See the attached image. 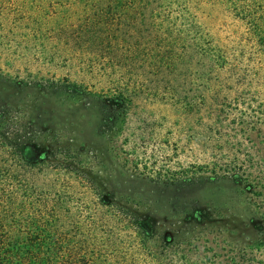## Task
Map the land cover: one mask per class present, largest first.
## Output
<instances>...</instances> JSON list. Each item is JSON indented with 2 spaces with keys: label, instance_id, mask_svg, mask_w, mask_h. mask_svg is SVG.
<instances>
[{
  "label": "trees",
  "instance_id": "16d2710c",
  "mask_svg": "<svg viewBox=\"0 0 264 264\" xmlns=\"http://www.w3.org/2000/svg\"><path fill=\"white\" fill-rule=\"evenodd\" d=\"M203 7L243 23L264 56V0H0V264H173L162 263V255L183 244L179 264H264V115L235 130L241 138L225 163L213 157L148 177L182 194L166 216L172 227L207 220L200 197L191 196L203 175L242 185L253 199V237L226 253L213 241L202 250L192 237L179 243L171 230L159 236L158 221L99 189L91 161L62 147L63 125L55 124L63 107L93 96L99 133L119 155L136 99L200 116L209 99L220 98L210 97L211 86L230 64L199 22ZM39 66L107 76L109 87L92 93L83 81L43 76ZM34 94L42 99H29ZM50 99L55 108L44 111ZM228 100L215 122L222 123ZM201 136L193 133L190 142Z\"/></svg>",
  "mask_w": 264,
  "mask_h": 264
},
{
  "label": "rangeland",
  "instance_id": "374dc122",
  "mask_svg": "<svg viewBox=\"0 0 264 264\" xmlns=\"http://www.w3.org/2000/svg\"><path fill=\"white\" fill-rule=\"evenodd\" d=\"M198 17L203 28L226 51L230 61L220 79L211 86L210 97L220 95L218 103H213L211 98L200 116L185 117L170 105L136 99L123 135L127 140L121 137L117 145L119 155L112 152L108 141L99 133L100 116L93 96H88L78 106L63 107L55 124L63 125L66 139L62 147L70 146L75 153L91 161L90 176L99 189L124 207L158 221L159 236H165L171 230L179 243L192 237L197 239L202 250L201 246H207L206 241H213L212 246L218 244L226 253L232 247L241 248L246 243L245 236L253 237V199L242 185L228 177L215 180L214 176L203 175L191 196L200 197L207 210V220L195 228L183 222L172 227L174 222L166 216L181 205L182 194L148 178L160 170L178 174L185 167L213 157L225 163L234 157L236 140L241 138H235V130H240L243 125H257L264 115V56L249 38L245 25L218 7H203ZM38 68L48 78L62 80L68 77L83 81L92 93L109 87V78L100 74ZM117 79L128 86L122 74ZM223 97L229 99L231 106L224 108V114L220 115L222 123H217ZM29 99L35 101L42 97L34 94ZM54 102V99L46 101L44 111L55 108ZM227 115L229 117L224 120ZM233 119L237 120L231 125ZM207 126L213 131H207ZM216 131H220L221 136H217ZM193 133L204 136L190 142ZM184 247L183 244L179 250L162 255V263H181L177 253Z\"/></svg>",
  "mask_w": 264,
  "mask_h": 264
}]
</instances>
